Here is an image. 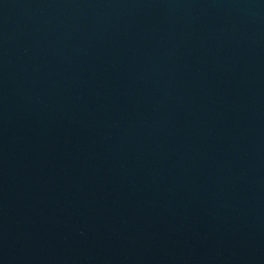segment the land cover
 I'll return each instance as SVG.
<instances>
[{
    "label": "water",
    "instance_id": "obj_1",
    "mask_svg": "<svg viewBox=\"0 0 264 264\" xmlns=\"http://www.w3.org/2000/svg\"><path fill=\"white\" fill-rule=\"evenodd\" d=\"M0 264H264V0H0Z\"/></svg>",
    "mask_w": 264,
    "mask_h": 264
}]
</instances>
